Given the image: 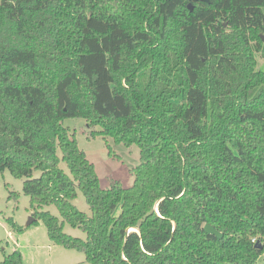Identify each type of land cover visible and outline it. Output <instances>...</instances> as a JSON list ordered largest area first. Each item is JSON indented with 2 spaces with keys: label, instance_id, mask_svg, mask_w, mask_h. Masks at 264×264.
Listing matches in <instances>:
<instances>
[{
  "label": "trees",
  "instance_id": "obj_1",
  "mask_svg": "<svg viewBox=\"0 0 264 264\" xmlns=\"http://www.w3.org/2000/svg\"><path fill=\"white\" fill-rule=\"evenodd\" d=\"M190 1L0 0V172L91 264H264V0ZM73 117L140 147L131 186H101Z\"/></svg>",
  "mask_w": 264,
  "mask_h": 264
},
{
  "label": "rangeland",
  "instance_id": "obj_2",
  "mask_svg": "<svg viewBox=\"0 0 264 264\" xmlns=\"http://www.w3.org/2000/svg\"><path fill=\"white\" fill-rule=\"evenodd\" d=\"M258 61L259 66L264 69V58L258 55ZM64 124L70 127L79 147L94 163L102 187H108L113 180H120L125 187L133 184L134 176L131 169L141 161L140 147L137 144L127 146L122 142H114L112 138H108L107 141L102 136L91 138L93 128H90L83 118H67ZM107 142L113 149V155L109 154ZM61 166L69 171L64 162ZM39 174V171L36 172L37 176ZM23 184L24 179L15 177L9 170L0 172V261L19 249L23 254V264H91L86 261L84 252L52 242L48 228L41 219L27 225L33 216L31 198L24 193ZM74 203L79 209L91 214V209L81 190ZM46 209L60 216L57 206L50 205ZM119 211L120 207L116 212ZM10 217L23 227L21 232L16 231L9 224ZM64 230L77 237H86L82 229L69 223H65Z\"/></svg>",
  "mask_w": 264,
  "mask_h": 264
},
{
  "label": "water",
  "instance_id": "obj_3",
  "mask_svg": "<svg viewBox=\"0 0 264 264\" xmlns=\"http://www.w3.org/2000/svg\"><path fill=\"white\" fill-rule=\"evenodd\" d=\"M194 1H206V2H209L210 0H191V1L189 2V7H190L191 10L194 9V4H193ZM262 37H263V39H264V36H262ZM34 220H35V217H32V218L30 219V221L28 222L27 225H30ZM205 230H206L207 233L215 234V235H217L218 237H222V236H223V233L220 232L219 230H217V229H216L214 226H212L211 224H206V225H205ZM255 246H256L257 248H262V243H261L260 241H258V242L255 244Z\"/></svg>",
  "mask_w": 264,
  "mask_h": 264
},
{
  "label": "built area",
  "instance_id": "obj_4",
  "mask_svg": "<svg viewBox=\"0 0 264 264\" xmlns=\"http://www.w3.org/2000/svg\"><path fill=\"white\" fill-rule=\"evenodd\" d=\"M253 241L257 243L259 240H257V238L254 237ZM261 258L264 259V253L261 255Z\"/></svg>",
  "mask_w": 264,
  "mask_h": 264
}]
</instances>
